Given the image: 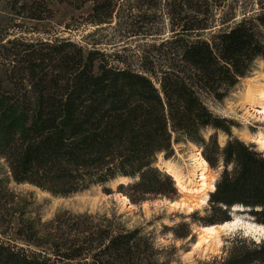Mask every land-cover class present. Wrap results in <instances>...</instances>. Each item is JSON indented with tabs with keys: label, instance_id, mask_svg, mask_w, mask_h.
I'll use <instances>...</instances> for the list:
<instances>
[{
	"label": "trees",
	"instance_id": "16d2710c",
	"mask_svg": "<svg viewBox=\"0 0 264 264\" xmlns=\"http://www.w3.org/2000/svg\"><path fill=\"white\" fill-rule=\"evenodd\" d=\"M56 1L10 0L11 19L0 20V161L9 173L0 170V264H161L153 233L69 213L43 225L27 205L12 206L9 184L68 197L94 187L111 194L106 186L127 178L117 192L133 203L174 199L157 159L181 141L220 173L210 214L175 236L232 213L264 226V154L211 109L264 61V0H58L79 14L67 32L93 28L83 44L51 30L43 40L17 36L22 21L52 22ZM115 20L112 34L90 39ZM240 237L216 264H264V240Z\"/></svg>",
	"mask_w": 264,
	"mask_h": 264
},
{
	"label": "rangeland",
	"instance_id": "374dc122",
	"mask_svg": "<svg viewBox=\"0 0 264 264\" xmlns=\"http://www.w3.org/2000/svg\"><path fill=\"white\" fill-rule=\"evenodd\" d=\"M8 8H10V0H0V20L3 18L6 20L11 19ZM54 8L55 19H53L52 22L37 24L28 20L22 21L23 27L17 36H22L27 39L33 38L36 40H43L46 38V30H51L50 32L58 34V36L71 38L73 41L83 44L84 38L94 32L93 28H86L72 33L67 32L64 24L69 22L71 17H78V12L74 11L68 4L59 3L58 0L54 4ZM83 12L85 13L86 10ZM116 23L117 20L111 24V27H104L107 32H99L90 39H97L106 33L112 34ZM36 25H39L38 31L32 32V29ZM13 31L14 30H11L8 39L14 38L17 32L13 33ZM116 42H119L118 45H122L121 40H116ZM254 81L256 83L264 82L263 60L256 61L249 77L242 80L235 91L223 102L212 103L211 109L216 115L225 118L233 124L231 130L234 137L246 144L254 145L258 152L264 154V150H261L257 144L258 141L261 142L264 140V116L259 114L264 105L262 104V106L256 103L253 104L250 109L248 105H246V101H249V98L252 97L251 95L254 93L248 92ZM214 132V130L208 129L205 130L203 134L204 137L208 139ZM218 139L219 143L224 145L228 140V136L222 132H218ZM173 152V155L169 159H165L164 154H162L161 161L168 160L172 162L184 175L186 180L185 183L190 185L191 190L195 191L197 188L199 189L201 184H199L201 179L199 174L201 172H196V178L192 179L194 178L191 172L195 162L193 158L195 154L192 152L191 143L185 141L174 143ZM199 153L202 155V150ZM159 164L160 158L158 156L157 167L162 173L167 174V172L161 170ZM0 170L2 176L6 177L9 175L3 161H0ZM219 173L220 169H209V174L213 179L211 182L214 187ZM169 176L175 182L174 177L172 175ZM118 186V184L114 186L113 183L106 186V188H110L111 194H105L102 187H94L85 192L68 197H54L31 185H17L12 181L9 184V189H11L16 196L15 203L12 206L16 208V206L23 207L27 205L26 209L30 212L27 218L39 220L43 225L53 222L60 214L69 213L75 216H92L96 220L110 219L126 230L142 228L145 232L153 233L152 235L156 239V247L162 253L159 257L161 264H216V260L221 261L222 258L227 257L228 250L235 245L234 239L238 236L246 239L248 244L252 242L259 243L264 240V236H258L256 238L253 235L245 234L242 230L236 229L222 232L218 240L219 242H211V246L206 252H202V249L193 250V245L198 240V227L201 226L199 222L191 225V236L186 239L177 238L175 233H181L182 230L176 231V229L178 225L182 224L184 221L190 222L192 216H195L197 220L199 217L208 216L210 214L206 211H210L208 201L206 205L198 207L194 205L195 202L192 200L190 204L194 205L193 209L195 210L193 212H189L184 207L172 208L170 202L179 201L185 196L193 197V194H188L178 189L175 182L177 193L174 199L148 195L141 196L142 200L137 203L131 202L128 198L130 204L125 205L119 199L121 193L117 192ZM212 192L209 191L208 195H206L207 197L205 198H207V200ZM195 212H197L198 215H195ZM232 214L230 216L231 220L233 219ZM215 225L220 224L218 223ZM43 230H45L44 227Z\"/></svg>",
	"mask_w": 264,
	"mask_h": 264
},
{
	"label": "bare ground",
	"instance_id": "6f19581e",
	"mask_svg": "<svg viewBox=\"0 0 264 264\" xmlns=\"http://www.w3.org/2000/svg\"><path fill=\"white\" fill-rule=\"evenodd\" d=\"M251 80V79H250ZM264 82H259L252 83L253 85L250 86V90L248 92H254L252 97L249 98V101H246V105H248V108H252L253 104H263L264 105ZM252 87V88H251ZM257 94V95H255ZM262 105V106H263ZM261 116H264V106L262 107L261 112L259 113ZM262 142V143H261ZM258 141V145L261 150H264V140L263 141ZM192 152L195 154L193 156L194 158V165L192 169V175L194 176L195 179V174L196 172H201L199 174V177H201L199 184L200 188L194 190H191L190 185L186 184V180L184 178V175L181 173V171L177 168L176 165H174L170 161H161L160 158V168L164 172H167L168 174L172 175L175 179L176 185L178 189H181L182 192H187L188 194H193V197L191 196H185L179 201H172L170 202V206L172 208H179V207H184L186 208L189 212H193L195 209V206H202L206 205L207 200L206 195H208L209 191H214L215 187L212 185V178L209 174V165L208 162L202 157L200 150L197 149V147L194 145L192 147ZM197 180V179H196ZM128 181L127 178H121L115 181V184H120V183H126ZM215 181V180H214ZM203 193V194H202ZM120 201L128 205L130 204L129 199L124 196V195H119ZM194 200V205L190 204ZM133 206V205H130ZM238 208H234V210H237ZM239 211V210H238ZM234 212V211H233ZM199 233H198V240L197 242L193 245V250L194 249H202V252H206L209 250V247L211 246V242L213 241H218L220 238V235L224 231H233V230H242L245 234L247 235H253L254 237L258 236H264V226L258 225L254 223L252 220H247L246 218H242L240 216H233V219L231 221L225 222L220 225H215V226H200L198 227ZM198 232V231H197ZM219 242V241H218Z\"/></svg>",
	"mask_w": 264,
	"mask_h": 264
}]
</instances>
